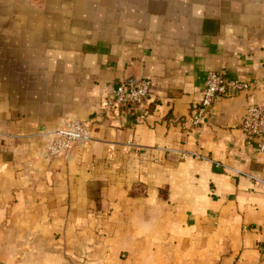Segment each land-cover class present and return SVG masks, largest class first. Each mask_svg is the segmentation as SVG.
I'll return each mask as SVG.
<instances>
[{
	"label": "crops",
	"instance_id": "0c3cea01",
	"mask_svg": "<svg viewBox=\"0 0 264 264\" xmlns=\"http://www.w3.org/2000/svg\"><path fill=\"white\" fill-rule=\"evenodd\" d=\"M220 69L250 90L194 125ZM141 77L138 117L46 155ZM263 93L264 0H0V264H264V187L190 154L264 178L241 128Z\"/></svg>",
	"mask_w": 264,
	"mask_h": 264
},
{
	"label": "built area",
	"instance_id": "2783aa9c",
	"mask_svg": "<svg viewBox=\"0 0 264 264\" xmlns=\"http://www.w3.org/2000/svg\"><path fill=\"white\" fill-rule=\"evenodd\" d=\"M150 90L151 80L148 78L141 77L131 82L118 81L113 85L108 95L101 99L99 109L91 117L71 120L67 125L56 127L52 131L53 138L44 149L46 155L51 158L68 156L74 146L86 144L92 139V126L101 119L128 115L134 120L144 109L140 106L145 103ZM248 90H250L248 82L229 76L225 69L208 73L200 92V102L192 112V123L194 125L202 123L209 116L210 108L218 98ZM241 128L247 140L252 142L257 150L264 153V100L262 103L248 105L241 119ZM190 154L212 161L216 167L230 172L233 176L248 178L264 187V178L262 177L220 161H213L197 152Z\"/></svg>",
	"mask_w": 264,
	"mask_h": 264
}]
</instances>
